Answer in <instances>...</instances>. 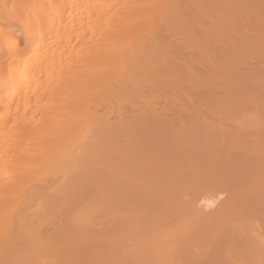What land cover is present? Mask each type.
<instances>
[{
  "label": "bare ground",
  "instance_id": "6f19581e",
  "mask_svg": "<svg viewBox=\"0 0 264 264\" xmlns=\"http://www.w3.org/2000/svg\"><path fill=\"white\" fill-rule=\"evenodd\" d=\"M0 264H264V0H0Z\"/></svg>",
  "mask_w": 264,
  "mask_h": 264
}]
</instances>
